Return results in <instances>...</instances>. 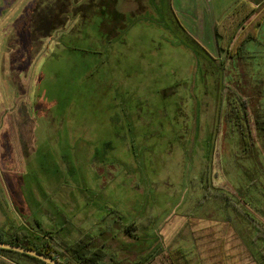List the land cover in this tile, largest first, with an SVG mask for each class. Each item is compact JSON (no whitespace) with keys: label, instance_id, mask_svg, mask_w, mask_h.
Instances as JSON below:
<instances>
[{"label":"rangeland","instance_id":"1","mask_svg":"<svg viewBox=\"0 0 264 264\" xmlns=\"http://www.w3.org/2000/svg\"><path fill=\"white\" fill-rule=\"evenodd\" d=\"M242 1L0 0V233L264 264V23L215 36Z\"/></svg>","mask_w":264,"mask_h":264},{"label":"trees","instance_id":"2","mask_svg":"<svg viewBox=\"0 0 264 264\" xmlns=\"http://www.w3.org/2000/svg\"><path fill=\"white\" fill-rule=\"evenodd\" d=\"M71 0H60L61 6H67ZM264 23V2L253 5L242 1L237 3L226 18L216 25L215 36L220 39L219 52L227 53L235 57L246 42L256 38L259 27ZM39 236L40 243L34 242L33 235L28 229H12L0 233V242L9 243L34 249L41 254L54 258L64 264H100L107 256L104 247H95L94 237L87 234L76 243L66 249H61L54 242V237ZM65 252H64V251ZM179 258V262L177 259ZM112 260H114L112 258ZM170 264H191L183 249H177L170 253ZM0 264H45L44 262L26 254H20L10 250L0 249ZM118 264V263H116Z\"/></svg>","mask_w":264,"mask_h":264},{"label":"water","instance_id":"3","mask_svg":"<svg viewBox=\"0 0 264 264\" xmlns=\"http://www.w3.org/2000/svg\"><path fill=\"white\" fill-rule=\"evenodd\" d=\"M0 249L10 250V251H14V252H17L20 254L29 255L31 257H34V258L44 262L45 264H64V263H62V262H60L54 258L48 257L44 254H41L34 249H28V248H24L21 246H14V245H11L9 243H1L0 242Z\"/></svg>","mask_w":264,"mask_h":264},{"label":"crops","instance_id":"4","mask_svg":"<svg viewBox=\"0 0 264 264\" xmlns=\"http://www.w3.org/2000/svg\"><path fill=\"white\" fill-rule=\"evenodd\" d=\"M254 5V4H253ZM255 5H257V4H255Z\"/></svg>","mask_w":264,"mask_h":264}]
</instances>
